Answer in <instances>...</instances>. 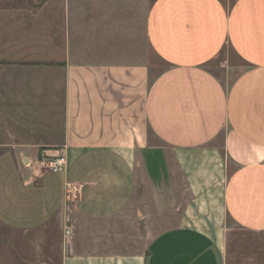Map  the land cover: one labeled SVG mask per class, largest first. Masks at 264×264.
Listing matches in <instances>:
<instances>
[{"label": "crops", "instance_id": "1", "mask_svg": "<svg viewBox=\"0 0 264 264\" xmlns=\"http://www.w3.org/2000/svg\"><path fill=\"white\" fill-rule=\"evenodd\" d=\"M3 3L0 264H264V0Z\"/></svg>", "mask_w": 264, "mask_h": 264}, {"label": "rangeland", "instance_id": "2", "mask_svg": "<svg viewBox=\"0 0 264 264\" xmlns=\"http://www.w3.org/2000/svg\"><path fill=\"white\" fill-rule=\"evenodd\" d=\"M7 2V1H12V2H15L17 5H23V3H25L26 1H29V0H0V6H4V3L3 2ZM31 2H34V1H38V0H30ZM15 102L14 101H5V102H0V113H12V115L14 114V111H12V106H13V104H14ZM7 105V106H6ZM6 109V110H5ZM23 111H21V112H19L20 114L22 113ZM25 112H27V113H30L31 115L33 114V112H28V111H25ZM4 119L3 118H1L0 117V123L3 121ZM102 225H103V228L105 229V230H109L113 225H114V222H112V221H108V222H103L102 223ZM140 231H139V233H140V235H139V233H138V237H137V240H138V242L136 243V245H142V241L143 240H145L146 239V237H147V231H146V229H145V227H143V226H141L140 225Z\"/></svg>", "mask_w": 264, "mask_h": 264}, {"label": "built area", "instance_id": "3", "mask_svg": "<svg viewBox=\"0 0 264 264\" xmlns=\"http://www.w3.org/2000/svg\"><path fill=\"white\" fill-rule=\"evenodd\" d=\"M46 161L48 170L53 173H60L66 168V157L62 153L54 155L51 158L46 159Z\"/></svg>", "mask_w": 264, "mask_h": 264}]
</instances>
